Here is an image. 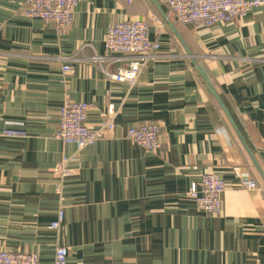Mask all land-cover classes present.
Segmentation results:
<instances>
[{"label": "crops", "instance_id": "0c3cea01", "mask_svg": "<svg viewBox=\"0 0 264 264\" xmlns=\"http://www.w3.org/2000/svg\"><path fill=\"white\" fill-rule=\"evenodd\" d=\"M25 8L0 0V249L36 253L38 264H53L60 245L66 264H264V3L196 28L163 0H80L62 33ZM129 18L146 20L160 43L134 84L87 59L104 55L107 27ZM65 100L94 104L92 128L112 104L114 130L81 149L63 144L54 133ZM151 123L158 151L126 137ZM63 156L74 174L59 192ZM234 167L256 188L239 187ZM208 170L226 182L218 214L188 196Z\"/></svg>", "mask_w": 264, "mask_h": 264}, {"label": "built area", "instance_id": "2783aa9c", "mask_svg": "<svg viewBox=\"0 0 264 264\" xmlns=\"http://www.w3.org/2000/svg\"><path fill=\"white\" fill-rule=\"evenodd\" d=\"M80 0H24L27 17L39 18L45 25H51L56 32L62 33L73 20L74 8ZM180 23L196 28H209L216 24L230 23L235 18L244 17L251 10L260 7L263 0H163ZM105 54L93 53L87 59L98 64L109 79L117 82L134 84L147 65L158 57L160 43L149 37V24L146 20L129 18L107 27L103 40ZM83 47H80V49ZM62 71H72L69 63L78 57H62ZM120 64L111 72L109 66ZM94 108L92 102L65 100L58 109V121L54 136L65 145H74L81 149L110 134L115 127L116 110L112 104L107 106L106 118L96 128L89 127L86 119ZM160 127L158 124H143L128 127L126 137L135 145L148 150L158 151ZM11 132V131H7ZM10 134V133H8ZM73 157L63 156L53 173L60 179L56 188L60 192L61 180L70 177L74 171L68 167ZM233 172L239 187L251 190L256 188L254 179L239 167ZM226 189V182L215 171L202 173L198 183L192 182L188 196L196 208L205 213L218 214L221 211V195ZM64 212L60 208L57 219L50 228H59ZM69 247L60 245L55 248L54 263L66 264ZM36 253L0 249V264H38Z\"/></svg>", "mask_w": 264, "mask_h": 264}]
</instances>
